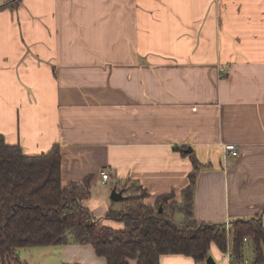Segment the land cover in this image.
Masks as SVG:
<instances>
[{"label":"crops","instance_id":"1","mask_svg":"<svg viewBox=\"0 0 264 264\" xmlns=\"http://www.w3.org/2000/svg\"><path fill=\"white\" fill-rule=\"evenodd\" d=\"M0 136L28 155L60 145L62 183L92 177L84 203L107 226L123 228L107 216L137 186L151 205L174 193L165 211L186 220L193 165L176 147L203 165L194 220L264 224V0H0ZM230 144L238 156L226 155ZM249 243L243 263L216 245L211 256L253 264ZM18 257L108 264L90 244ZM160 263L197 264L185 254Z\"/></svg>","mask_w":264,"mask_h":264},{"label":"trees","instance_id":"2","mask_svg":"<svg viewBox=\"0 0 264 264\" xmlns=\"http://www.w3.org/2000/svg\"><path fill=\"white\" fill-rule=\"evenodd\" d=\"M192 161L190 184L184 190L180 209L186 220L177 223L165 211L174 193L160 196L155 205L141 195L128 197L130 203L107 218L123 228L107 226L85 205L90 197L92 177L82 182L62 183V150L56 144L48 152L28 155L20 145H9L0 136V255L2 264H23L21 248L90 244L108 264H161L166 254H185L197 264H206L216 245L232 260L245 262V242L255 253L253 264H264V224L258 219L238 220L227 225L199 223L193 219V193L203 168L193 152L176 147ZM172 207V205H170ZM177 203L172 208H176ZM160 207L163 210L160 211ZM247 239V240H245Z\"/></svg>","mask_w":264,"mask_h":264},{"label":"built area","instance_id":"3","mask_svg":"<svg viewBox=\"0 0 264 264\" xmlns=\"http://www.w3.org/2000/svg\"><path fill=\"white\" fill-rule=\"evenodd\" d=\"M225 153L228 156H238L239 150H238V148L235 145L230 144V145H226L225 146ZM109 178H110V170H106L105 172L102 173V179H103L104 182H106L107 180H109ZM230 229H231V226L230 225H227V232H228V234L230 232ZM245 240H247V239H245ZM227 256L230 259H232V256H231V253L230 252H228Z\"/></svg>","mask_w":264,"mask_h":264},{"label":"water","instance_id":"4","mask_svg":"<svg viewBox=\"0 0 264 264\" xmlns=\"http://www.w3.org/2000/svg\"><path fill=\"white\" fill-rule=\"evenodd\" d=\"M111 198L115 201L122 200L123 197V192L122 191H117L116 189L113 190ZM163 210V207H160V211ZM206 264H216L215 259L213 256H209L208 259L206 260Z\"/></svg>","mask_w":264,"mask_h":264},{"label":"rangeland","instance_id":"5","mask_svg":"<svg viewBox=\"0 0 264 264\" xmlns=\"http://www.w3.org/2000/svg\"><path fill=\"white\" fill-rule=\"evenodd\" d=\"M142 191H143V189L140 188L139 186H137L135 189H133V191L130 193V195H128V197L141 195ZM170 204L173 207V205L175 204V202L172 201ZM176 207H178V205ZM249 255L250 256L252 255L251 252H249ZM0 263H1V255H0Z\"/></svg>","mask_w":264,"mask_h":264}]
</instances>
